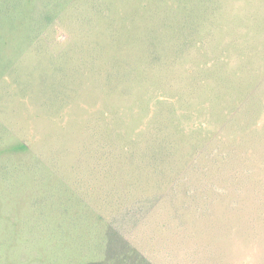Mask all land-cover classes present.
I'll return each instance as SVG.
<instances>
[{
  "label": "rangeland",
  "instance_id": "rangeland-1",
  "mask_svg": "<svg viewBox=\"0 0 264 264\" xmlns=\"http://www.w3.org/2000/svg\"><path fill=\"white\" fill-rule=\"evenodd\" d=\"M105 1L132 49L105 31L100 0H0V264L88 261L57 247L74 233L91 253L112 213L153 263L264 264V0H151L185 1L182 25L198 12L193 43L156 60L142 34L151 1L128 0L142 5L131 26L126 0ZM209 104L214 126L192 125L209 121ZM155 115L174 154L153 177L149 158L130 154ZM132 201L140 211L120 213Z\"/></svg>",
  "mask_w": 264,
  "mask_h": 264
},
{
  "label": "trees",
  "instance_id": "trees-1",
  "mask_svg": "<svg viewBox=\"0 0 264 264\" xmlns=\"http://www.w3.org/2000/svg\"><path fill=\"white\" fill-rule=\"evenodd\" d=\"M97 1H99V0H97ZM103 1H105V0H100L99 3L95 2V3H93V6L95 7L98 5V9H100V7H101L100 3ZM105 2L107 5L106 6L107 9H111L112 5L114 7L117 5L116 1H114V0H106ZM183 3H185V1H175V4L173 6H170L166 1H151V2H148L147 4H145V7L147 5H149L150 10L148 12L150 13L151 21L149 20L148 23L144 24V26L142 27V30H143L142 34H144V35L147 34L145 36V43L147 45V48L149 50L154 51V52L155 51L157 53L159 52L158 55L154 57V60L159 59L161 57H164V55L167 52H173L175 43H177V42L180 46L182 44L183 47H187L191 43H193L194 39L190 38L188 32L190 31V29L192 27L196 28L197 24L195 22L198 19V16H197L198 12L196 10H192L190 13L191 14L190 17L188 18V21L184 25H182L181 24L182 22L179 20H177V21L173 20V19L178 18L177 17L178 15H180V14L182 15V11L184 9ZM95 4H97V5H95ZM123 4L125 5V10H126V13L124 15V20H123V26H125L127 24V22H129V26H131L130 24H132V21H133L131 18H134V16H137L138 13L141 12L142 5L140 7H138L137 9L136 8L133 9L130 5V1H128V0L124 1ZM98 9H97V11H98V15L101 19V22L104 24L105 27L107 26V29H105V31H107V30L114 31L113 34L116 35V37H117L118 34H116V32L119 31L118 29H119L120 24L116 25L113 20L105 19V15L103 13V8L101 7V10H98ZM130 11H132L133 13ZM125 17H130V18H125ZM130 19H131V21H130ZM193 20H194V22H193ZM92 21L93 20H91V24H92ZM174 28H177V30L176 31L171 30ZM95 30H97V29H95ZM117 39L120 40V47H122L123 49L131 48V47H129V45H131L130 44L131 43V33H122L121 34L119 31V35H118ZM132 46H134V45L132 44ZM242 71L244 72V70H241V73H242ZM242 78H245L244 73L241 75V79ZM250 84L251 83L249 82V85ZM252 85H254V83H252ZM252 85H251V87H253ZM254 98H255L254 96L250 97L251 105H252V101L254 100ZM158 100L160 102L163 101L161 97H159ZM259 100L261 101V99H259ZM213 110H216V105L212 106L211 104H209V105L203 107V109H200L201 114L205 113V115H209L206 117V118H208L209 121L203 122V121L199 120L198 123H192V125H195V126H202L203 125L205 128H209L210 126H214V124L216 123V119H218V116L215 113H213ZM222 115L227 116V114H225V113H223ZM158 117H160V116L155 115V117L152 118V120H156L155 121L156 126H155V129L153 130L154 135L147 141L146 147H141V145L137 144V146H136L137 150L134 153L130 154V156H132V158H133L134 155H138V153L143 152L140 155H142L145 158L148 157L149 160L152 162V165H151L152 171L150 172V175H153V177L154 176H160L161 174L162 175L166 174L165 169H164V167L167 164L166 162H164L166 160L165 157H171L174 154V152H173L174 151L173 150L174 149V143H173L172 135H170L171 137L166 136L165 133L168 130L167 125ZM214 117H215V119L213 120ZM256 125H257L259 132L260 133L263 132L264 126L262 125V119L260 120L259 123L256 122ZM142 164L141 165L138 164V166H137L138 170H137L136 178H139V180L136 179V181L133 182L134 186H135L134 188H137V189L144 188V183L142 181H140V178L141 179L144 178L145 174L142 173V170H144V167H147V166H146V163H142ZM145 170H147V169L145 168ZM108 172L110 174H112L111 175L113 177L112 179L117 178V172H113L111 170H109ZM127 176H129V178H130L127 181H130L132 179L131 173L128 174ZM131 185L132 184L127 185L126 188H131ZM124 186L125 185H123L122 187H120L116 190L126 189ZM90 189L96 190L97 186L96 185L90 186ZM110 190H114V189H110ZM126 190H128V189H126ZM134 201L129 202V203L125 204L124 206L121 205L122 210L120 213H124V212L130 213V210H127V209H129L131 207H132L131 209H137L138 207L135 206ZM133 206L135 208H133ZM260 207H262V209L259 211L258 217L260 219H262V218H264V203ZM138 210L140 211V209H137L136 211H138ZM137 213L138 212H135V214H137ZM109 218H111V220L107 219V224H106L107 228H105L104 233L102 235H96L100 239H102V242L98 243L96 245H93L91 253L88 252V249L82 250V248L85 247L87 244V241L85 240V238L79 237V236H76L74 238V233H73V239H72L73 242L72 243H66L64 241V244L59 245L57 247L56 252H57L58 258L60 259L61 251H64V253H70V251L72 250L73 253L77 252V254L75 256L88 255V253L90 254V257H88L89 258L88 261L80 262V260H77L78 262H76L75 264H131V260L132 261L136 260L137 262H135V264H140V263H142V264H156L155 262L153 263L151 260L150 261L147 260L145 255L141 254L140 252H137V250H135V248H133V247H131V245H129V242L126 240V238L124 236L125 228L124 227H117L115 225V221H116L115 220V213H112L109 216ZM219 221H221V222L224 221V218L222 216H220ZM76 226H79V225H76ZM74 230L77 231L78 227ZM56 245H54L55 249H56ZM126 246L130 247V251L125 250Z\"/></svg>",
  "mask_w": 264,
  "mask_h": 264
}]
</instances>
